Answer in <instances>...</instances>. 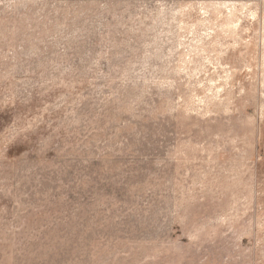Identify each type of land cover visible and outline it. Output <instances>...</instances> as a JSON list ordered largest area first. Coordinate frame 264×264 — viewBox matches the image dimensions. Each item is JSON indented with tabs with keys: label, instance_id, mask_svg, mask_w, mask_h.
Instances as JSON below:
<instances>
[{
	"label": "rangeland",
	"instance_id": "obj_1",
	"mask_svg": "<svg viewBox=\"0 0 264 264\" xmlns=\"http://www.w3.org/2000/svg\"><path fill=\"white\" fill-rule=\"evenodd\" d=\"M0 264H264V0H0Z\"/></svg>",
	"mask_w": 264,
	"mask_h": 264
}]
</instances>
